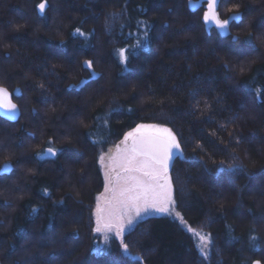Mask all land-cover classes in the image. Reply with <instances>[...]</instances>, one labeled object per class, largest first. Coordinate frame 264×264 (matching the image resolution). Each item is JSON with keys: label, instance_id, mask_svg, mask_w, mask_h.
<instances>
[{"label": "trees", "instance_id": "1", "mask_svg": "<svg viewBox=\"0 0 264 264\" xmlns=\"http://www.w3.org/2000/svg\"><path fill=\"white\" fill-rule=\"evenodd\" d=\"M40 1L0 0V84L21 113L14 123L0 117V163L12 165L0 173V264H112L93 251L104 246L93 233L98 158L148 122L172 129L195 161L170 166L174 196L213 244L205 259L176 220L157 216L125 237L140 261L121 258L114 240L111 255L120 264H264V0H225L220 18L241 17L226 36L203 23V0H46L43 16ZM145 24L150 43L137 48ZM77 28L95 35L73 37ZM121 49L132 50L129 72ZM87 60L97 78L70 87L88 79ZM49 140L65 152L38 160ZM232 156L243 171L217 178Z\"/></svg>", "mask_w": 264, "mask_h": 264}, {"label": "snow or ice", "instance_id": "2", "mask_svg": "<svg viewBox=\"0 0 264 264\" xmlns=\"http://www.w3.org/2000/svg\"><path fill=\"white\" fill-rule=\"evenodd\" d=\"M207 8L203 14V23L209 28V31L214 28L218 30L221 36L228 35V29L232 21H239V15L231 16L229 19L222 20L218 14V8L225 0H203ZM46 2H41L36 6V11L43 16L46 10ZM115 16V14H112ZM149 25L145 24L143 39L136 45L137 48H147L150 43ZM110 30V26L106 25ZM73 37H81L88 40L90 36H94L93 31L90 34L81 32L79 28L71 34ZM237 38H233L235 40ZM245 44L252 50L258 51L253 43V37L249 36L245 40ZM126 51L132 50L121 49L118 52V58L121 64L124 65L123 71L129 72L128 67L129 56ZM81 67L89 71L88 79L82 80L79 85H71L72 88H84L90 81L97 78V73L91 71L93 61H85ZM17 93L19 90H16ZM112 109L110 112L117 111ZM35 111V110H33ZM0 113L6 116L10 121L17 120L18 108L15 103L11 102V94L6 88L0 87ZM110 115V113H109ZM96 119H100L99 116ZM31 136V133L29 134ZM243 139L242 137L240 138ZM239 143V141H237ZM52 141H48V146L36 154L38 160L52 159L58 157L59 154L65 152L64 148H54L51 146ZM122 151L117 150L116 156H109L110 166L105 165V204L100 205L101 197H97V206L95 211L96 228L95 232L104 234V246L94 248L96 256H109L112 264H120L115 256L111 255L110 241H118V249L120 257L131 261H140V257L133 256L129 251V244L125 242V237L131 236L141 224L147 223L149 219L161 215H167L175 220H179L182 224L185 223L180 212L175 211L177 200L174 196L172 178L170 176V166L174 169L177 159L186 162L189 158L185 157L184 150L181 144V139L172 129L161 127L158 125L140 124L131 131L125 134L122 141ZM186 146V145H185ZM235 156H232V163L225 164L221 162L217 166L215 176L218 178L222 174L235 176L243 171V167L235 163ZM105 157L100 156L98 163L104 165ZM12 171L11 164H5L0 168V172L8 173ZM207 171V169H205ZM212 175V173H209ZM179 179V177H177ZM192 179V177H189ZM45 195H48L45 191ZM62 203V201H61ZM36 209H33L35 212ZM194 236L199 238L197 245L201 255L205 258L209 256V248L213 241L211 234L197 232L191 228L187 229ZM255 236L250 237V244L253 249L256 247ZM254 264H261V261H255Z\"/></svg>", "mask_w": 264, "mask_h": 264}, {"label": "rangeland", "instance_id": "3", "mask_svg": "<svg viewBox=\"0 0 264 264\" xmlns=\"http://www.w3.org/2000/svg\"><path fill=\"white\" fill-rule=\"evenodd\" d=\"M16 86V85H15ZM18 87V86H17ZM140 124H144V125H157V124H155V123H150V122H148V123H139L138 125H140ZM158 126H161V127H166V126H164V125H161V124H159ZM137 127V125L135 126V127H133V128H131V129H129L126 133H128V132H131V131H133L135 128ZM125 133V134H126ZM125 134L120 138V139H118V140H116V143H114V144H112L111 146H109L107 149H106V151L105 152H103L100 156H104L105 157V161H104V165H101L100 163H97L98 164V166H99V171H100V175H101V180H102V188H101V190L97 193V195L95 196L96 197V200H95V203H94V205H93V210H92V215H93V219H94V222H93V233H95V234H97V235H100V239H102L103 241H104V234H98V233H96L95 232V228H96V216H95V211H96V206H97V197H101V200L99 201L100 202V205H101V207H103L104 206V204H105V198L107 197V193H105V187H104V185H105V175H104V172H105V165H109L110 166V160L108 159V157L109 156H116L117 155V150L119 149L120 151H122L123 149H122V146H121V144H122V141L124 140V136H125ZM52 146V145H51ZM52 147H54V146H52ZM40 152H42V151H40ZM98 160H99V158H98ZM3 165H5V163L3 162V163H0V168H2L3 167ZM0 173H3V172H0ZM175 211H178V209H177V207H176V209H175ZM179 212V211H178ZM163 216H167V215H161V217H163ZM167 217H169V218H171V219H173L172 217H170V216H167ZM173 220H175V219H173ZM177 221V223L179 224V226H182L183 227V229L185 230V231H187L190 235H191V237L193 238V240H194V243H195V246L197 247V245L199 244V238L197 237V236H194L193 235V233L192 232H189L187 229L188 228H191V229H193V230H195V231H197V232H202V233H204V231H202L200 228H195V227H193V226H188V224L186 223H181L179 220H176ZM205 234V233H204ZM101 240V241H102ZM133 240V239H132ZM126 242V241H125ZM101 244L102 243H98L97 244V246H101ZM130 246V245H129ZM197 250H198V247H197ZM129 251H130V253H132V250H130L129 249ZM199 251V250H198ZM209 251V250H208ZM199 253H200V251H199ZM139 255V253H134V256L135 255ZM201 254V253H200ZM203 257V256H202ZM205 258V257H204ZM205 259H208V258H205Z\"/></svg>", "mask_w": 264, "mask_h": 264}, {"label": "water", "instance_id": "4", "mask_svg": "<svg viewBox=\"0 0 264 264\" xmlns=\"http://www.w3.org/2000/svg\"><path fill=\"white\" fill-rule=\"evenodd\" d=\"M41 2H46V1L44 0V1H41ZM41 2H39V4H40ZM46 4H47V6H48V3H47V2H46ZM0 87H2V86H0ZM3 88H4V87H3ZM5 88H6V87H5ZM6 89H7V88H6ZM8 92L11 94L10 91H8ZM11 102H12V103H15V104L17 105V108H18V117H17V120H18V119H19V116H20V109H19L18 104H17L16 102L13 101V99H12V95H11ZM0 117L3 118L4 120H7V121L11 122V123L17 122V120H15V121H10V120H8V119L6 118V116L3 115L2 113H0ZM255 261H257V260H254L251 264H254Z\"/></svg>", "mask_w": 264, "mask_h": 264}, {"label": "bare ground", "instance_id": "5", "mask_svg": "<svg viewBox=\"0 0 264 264\" xmlns=\"http://www.w3.org/2000/svg\"><path fill=\"white\" fill-rule=\"evenodd\" d=\"M45 1H46V0H45ZM47 3H48V2H47ZM44 15H45V13H44ZM5 87H6V86H4V88H5ZM6 88H7V87H6ZM7 90L10 91L8 88H7ZM10 92H11V91H10ZM11 93H12V92H11ZM12 99H13V96H12ZM13 101H14V100H13ZM14 102H15V101H14ZM16 103H17V102H16ZM17 104H18V103H17ZM18 106H19V105H18ZM19 109H20V108H19ZM20 115H21V113H20ZM19 117H20V116H19ZM173 186H174V185H173ZM183 220H184V219H183ZM184 222H185V224H186V221H185V220H184ZM188 226H190V225H188ZM204 233L207 234L206 232H204ZM254 260L260 261V260H258V259H253V261H254ZM253 261H252V262H253ZM252 262H251V263H252ZM251 263H250V264H251ZM261 264H262V263H261Z\"/></svg>", "mask_w": 264, "mask_h": 264}, {"label": "flooded vegetation", "instance_id": "6", "mask_svg": "<svg viewBox=\"0 0 264 264\" xmlns=\"http://www.w3.org/2000/svg\"><path fill=\"white\" fill-rule=\"evenodd\" d=\"M41 1H44V0H41ZM41 1H40V2H41ZM38 4H39V2H36L35 9H36V6H37ZM0 86L4 87V86L1 85V84H0ZM11 95H12V93H11ZM12 96H13V95H12Z\"/></svg>", "mask_w": 264, "mask_h": 264}]
</instances>
